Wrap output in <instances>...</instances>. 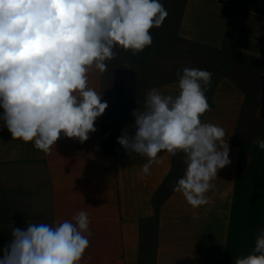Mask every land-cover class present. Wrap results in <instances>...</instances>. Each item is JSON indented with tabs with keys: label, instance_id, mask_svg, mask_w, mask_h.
Instances as JSON below:
<instances>
[{
	"label": "crops",
	"instance_id": "obj_1",
	"mask_svg": "<svg viewBox=\"0 0 264 264\" xmlns=\"http://www.w3.org/2000/svg\"><path fill=\"white\" fill-rule=\"evenodd\" d=\"M247 2L161 0L168 15L158 29L175 26L177 38L194 45L196 54L171 52L166 41L156 38L136 55L116 49L104 74L89 69V86L101 92L108 108L87 141L61 134L45 154L32 142L12 140L0 121L1 220L10 230V239L2 234L1 251L14 227L60 223L86 211L92 235L80 264H140L142 227L154 217V264L226 260L243 149L264 138V10ZM212 53H226V71L206 91L209 110L200 119L225 130L231 164L212 181L215 188L207 193L206 205L193 208L173 186L156 206V195L184 173V162L180 174L175 170L181 151L174 156L159 153L160 163L144 174V158L130 157L117 138L134 124L132 112L143 110L147 90L178 95L177 72L185 67L206 69ZM14 198L15 217L10 219L8 206Z\"/></svg>",
	"mask_w": 264,
	"mask_h": 264
},
{
	"label": "clouds",
	"instance_id": "obj_2",
	"mask_svg": "<svg viewBox=\"0 0 264 264\" xmlns=\"http://www.w3.org/2000/svg\"><path fill=\"white\" fill-rule=\"evenodd\" d=\"M167 15L161 0H0V121L12 140L45 154L61 134L87 141L108 108L89 86V69L104 74L116 49L136 55L151 46L150 29ZM177 78L176 96L147 90L143 110L132 112L134 124L117 142L130 157L144 158V174L160 163L159 153L182 151L185 170L173 191L199 208L219 170L231 164L230 145L222 127L200 119L209 110L213 73L185 67ZM255 144L264 151V138ZM89 225L88 213L78 211L72 220L14 227L0 264H80ZM234 264H264V229Z\"/></svg>",
	"mask_w": 264,
	"mask_h": 264
},
{
	"label": "rangeland",
	"instance_id": "obj_3",
	"mask_svg": "<svg viewBox=\"0 0 264 264\" xmlns=\"http://www.w3.org/2000/svg\"><path fill=\"white\" fill-rule=\"evenodd\" d=\"M244 2H247V0ZM248 5L257 10H264V0H248ZM162 31V32H160ZM150 34L155 40L156 38L168 43V48L171 52L175 51L184 54H196V47L186 41L177 38L176 27H168L166 29L152 28ZM230 48H227V52ZM225 53V54H226ZM224 53L210 54V60L206 70L213 73V82L220 76L225 74L226 67L224 61ZM184 162V154L181 151L176 157V174H180ZM175 174V175H176ZM175 180L169 182L164 188V195L174 186ZM16 201L10 200L8 212L10 219L15 217ZM8 221H5V224ZM264 229V151L257 148L256 145L243 149L242 161L240 165L239 181L237 188V201L234 209L232 229H231V246L230 253L226 260L220 264H234V260L240 256H246L252 252L255 239L260 230ZM10 230L4 226V221L1 220V205H0V249L2 234L5 238L10 239ZM3 237V238H4ZM144 246L149 248L142 256V261L147 264H152L154 256V241ZM4 252L0 250V257Z\"/></svg>",
	"mask_w": 264,
	"mask_h": 264
},
{
	"label": "trees",
	"instance_id": "obj_4",
	"mask_svg": "<svg viewBox=\"0 0 264 264\" xmlns=\"http://www.w3.org/2000/svg\"><path fill=\"white\" fill-rule=\"evenodd\" d=\"M221 3H223L224 5L227 6V3L224 1H221ZM261 116L264 118V78H263V87H262ZM162 194H163V189L155 197L156 206H159V204H161L163 199L166 197L167 192L164 195H162ZM236 201H237V190H236V195H235V200H234V209L236 207ZM233 214H234V210H233ZM232 220H233V215H232ZM156 226H157V219H156V217H154L153 219L149 220L148 224H146L145 226L142 227V234H143V237H142V256L144 255V252L146 253V251L149 249V248H147L148 246H144L145 243L147 245V243L149 244L151 241H154V255H155V241H156V229H157ZM230 238H231V235H230ZM230 246H231V241L229 243L227 256L230 253V249H231ZM140 264H147V263H144L142 261V258H141ZM152 264H154V256H153Z\"/></svg>",
	"mask_w": 264,
	"mask_h": 264
}]
</instances>
